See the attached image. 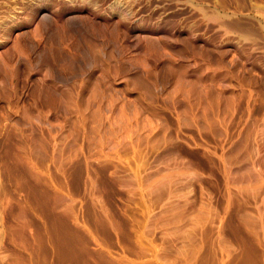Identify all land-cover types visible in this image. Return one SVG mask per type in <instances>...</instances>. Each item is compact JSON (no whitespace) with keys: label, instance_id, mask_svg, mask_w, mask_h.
Returning a JSON list of instances; mask_svg holds the SVG:
<instances>
[{"label":"rangeland","instance_id":"374dc122","mask_svg":"<svg viewBox=\"0 0 264 264\" xmlns=\"http://www.w3.org/2000/svg\"><path fill=\"white\" fill-rule=\"evenodd\" d=\"M0 264H264V0H0Z\"/></svg>","mask_w":264,"mask_h":264}]
</instances>
